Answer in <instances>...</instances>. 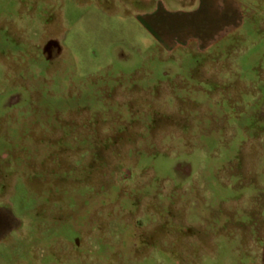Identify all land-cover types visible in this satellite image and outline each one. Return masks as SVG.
Wrapping results in <instances>:
<instances>
[{
    "label": "rangeland",
    "instance_id": "1",
    "mask_svg": "<svg viewBox=\"0 0 264 264\" xmlns=\"http://www.w3.org/2000/svg\"><path fill=\"white\" fill-rule=\"evenodd\" d=\"M0 264H264V0H0Z\"/></svg>",
    "mask_w": 264,
    "mask_h": 264
}]
</instances>
